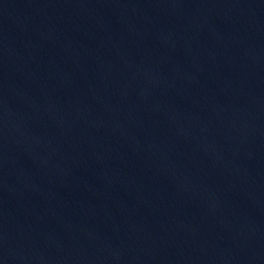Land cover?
I'll list each match as a JSON object with an SVG mask.
<instances>
[{
	"label": "water",
	"instance_id": "1",
	"mask_svg": "<svg viewBox=\"0 0 264 264\" xmlns=\"http://www.w3.org/2000/svg\"><path fill=\"white\" fill-rule=\"evenodd\" d=\"M0 264H264V0H0Z\"/></svg>",
	"mask_w": 264,
	"mask_h": 264
}]
</instances>
